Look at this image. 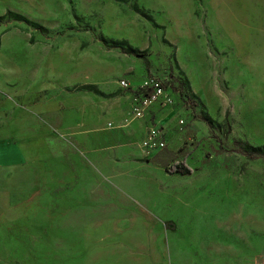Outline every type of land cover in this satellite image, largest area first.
I'll return each mask as SVG.
<instances>
[{"label": "rangeland", "instance_id": "obj_1", "mask_svg": "<svg viewBox=\"0 0 264 264\" xmlns=\"http://www.w3.org/2000/svg\"><path fill=\"white\" fill-rule=\"evenodd\" d=\"M6 10L27 22L0 19V66L32 61L38 69L65 74L69 67L72 74L83 63L86 80H127L131 88L118 86L121 96L139 89L142 79L170 81L171 73L188 81L197 106L178 98L172 108L153 114L166 145L149 157L139 150L148 123L132 121L128 111L114 120L123 126L115 136L86 137L85 143L94 142L93 164L76 138L48 133L55 160L45 166L40 186L0 190V263L264 260V159L248 160L239 152V142L264 145V67H242L226 24L215 25L214 7L205 0H0V17ZM174 18L185 22L183 35L174 29ZM210 30L223 38L212 39ZM122 39L146 50L150 76L141 59L120 53ZM249 39L241 50L256 46ZM204 113L210 125L200 120ZM136 122L143 129L127 133ZM115 145L109 156L107 146ZM184 156L192 169L188 176L169 174L156 163Z\"/></svg>", "mask_w": 264, "mask_h": 264}, {"label": "crops", "instance_id": "obj_2", "mask_svg": "<svg viewBox=\"0 0 264 264\" xmlns=\"http://www.w3.org/2000/svg\"><path fill=\"white\" fill-rule=\"evenodd\" d=\"M205 4L210 10L215 9V25L226 24L225 32L236 43V59L242 67L249 64L264 67V0H205ZM218 6L225 7L226 12L218 11ZM232 20L236 23L235 30L229 27ZM190 21L192 24L191 17ZM172 22L177 33L183 35L181 29L185 22L176 18ZM210 31L212 39L223 38L219 31ZM189 32L190 38L193 32ZM249 38L256 46L241 50V44ZM68 72L69 67L65 68V74L55 73L54 68L38 69L32 61L24 66L20 62L0 66V190L7 187L31 191L40 186L45 166L55 160L48 145V133L54 131L81 142L93 164L97 156L91 147L94 142L85 143L86 137L98 138L100 133L107 134L108 138L115 136L118 129H108L106 124L116 125L115 119L124 116L125 111L130 113L133 91L119 95V82L117 85L115 78L86 80L83 63L76 70L72 68V74ZM47 73L51 75L48 79ZM261 77L264 82V74ZM144 82L142 79L140 86ZM160 110L157 106L152 107L145 118L138 121L146 120L148 125L160 126L153 120V114ZM142 129L143 123L136 122L126 132L132 134ZM115 147L118 146H107L109 156ZM139 150L145 156L140 144Z\"/></svg>", "mask_w": 264, "mask_h": 264}, {"label": "built area", "instance_id": "obj_3", "mask_svg": "<svg viewBox=\"0 0 264 264\" xmlns=\"http://www.w3.org/2000/svg\"><path fill=\"white\" fill-rule=\"evenodd\" d=\"M119 86L123 91L131 88L127 80H120ZM132 101L130 106V119L143 120L147 111L152 107L161 109L172 108L178 100V94L170 88H166L163 82L149 77L139 89L132 92ZM182 121H180L181 123ZM108 129L122 128L123 126L113 125L111 122L106 124ZM166 145L165 134L160 126L150 124L146 127L145 135L140 143L144 155L149 157L153 151H160ZM2 264V263H0ZM259 264H264V260Z\"/></svg>", "mask_w": 264, "mask_h": 264}, {"label": "trees", "instance_id": "obj_4", "mask_svg": "<svg viewBox=\"0 0 264 264\" xmlns=\"http://www.w3.org/2000/svg\"><path fill=\"white\" fill-rule=\"evenodd\" d=\"M117 2H124V0H115ZM136 7H134L135 11L138 12L137 9V5H135ZM4 17H10V18H15L16 20H20V21H26V19L20 15V14H16L13 13L10 10H6L4 15H2L0 17L4 18ZM31 26H33L35 29L40 30V32L43 33H47L48 29L37 24V23H31ZM111 39V38H108ZM166 42V41H164ZM118 43V49L120 51V53L125 54L127 56H132L135 58H139L143 61L144 65H145V69L146 72L149 75V69H150V61L147 59V53L146 50H139L136 48H133L128 42L127 40H120L117 42ZM179 67V66H178ZM170 75V81H167L165 83H163V85L166 88H170L172 91L176 92L178 94V97L180 99V101L182 102L183 105L189 107V108H194L195 106H197V102H196V98L194 96V94L190 93V88H189V84L188 81L184 78L180 77H176L173 76L171 73ZM204 108V107H203ZM226 115L227 113H224L223 116V120L226 122ZM203 123H205L206 125H210L211 122V118L207 115V113H204V116L201 117L200 119ZM226 130H228V125L225 126ZM241 148H239V152L248 160H256V159H264V145H260V146H251L248 145L245 142H239ZM185 158L186 156H184L183 160L180 161H174L171 164H165V163H159L156 162L158 164L161 165V167H163L169 174H176V175H180V176H188L192 173V169L186 164L185 162Z\"/></svg>", "mask_w": 264, "mask_h": 264}]
</instances>
